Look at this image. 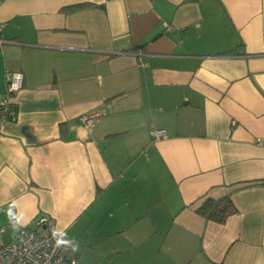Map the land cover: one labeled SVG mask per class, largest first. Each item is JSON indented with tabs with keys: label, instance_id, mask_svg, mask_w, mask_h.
Wrapping results in <instances>:
<instances>
[{
	"label": "crops",
	"instance_id": "0c3cea01",
	"mask_svg": "<svg viewBox=\"0 0 264 264\" xmlns=\"http://www.w3.org/2000/svg\"><path fill=\"white\" fill-rule=\"evenodd\" d=\"M6 72L2 242L45 216L82 264H264V0H0V105Z\"/></svg>",
	"mask_w": 264,
	"mask_h": 264
},
{
	"label": "built area",
	"instance_id": "2783aa9c",
	"mask_svg": "<svg viewBox=\"0 0 264 264\" xmlns=\"http://www.w3.org/2000/svg\"><path fill=\"white\" fill-rule=\"evenodd\" d=\"M23 77L18 72L5 73V98L0 105V124L15 119L13 109L15 93L22 87ZM94 113H83L80 119L86 127L94 123ZM154 139L166 138L163 129H153ZM34 229L20 228L19 238L14 242L4 243L0 238V262L2 264H82L75 258H68L62 251L65 242L53 222L45 216H39ZM3 228H0L2 231Z\"/></svg>",
	"mask_w": 264,
	"mask_h": 264
},
{
	"label": "trees",
	"instance_id": "16d2710c",
	"mask_svg": "<svg viewBox=\"0 0 264 264\" xmlns=\"http://www.w3.org/2000/svg\"><path fill=\"white\" fill-rule=\"evenodd\" d=\"M235 211L236 208L228 195L218 199L204 198L195 208L198 215L217 223H224Z\"/></svg>",
	"mask_w": 264,
	"mask_h": 264
},
{
	"label": "clouds",
	"instance_id": "9594fccd",
	"mask_svg": "<svg viewBox=\"0 0 264 264\" xmlns=\"http://www.w3.org/2000/svg\"><path fill=\"white\" fill-rule=\"evenodd\" d=\"M15 214L11 212V210L9 211V217H14ZM17 221H19L20 217H15Z\"/></svg>",
	"mask_w": 264,
	"mask_h": 264
}]
</instances>
